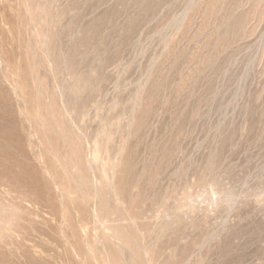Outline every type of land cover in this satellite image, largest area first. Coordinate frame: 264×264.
<instances>
[{
    "label": "rangeland",
    "instance_id": "obj_1",
    "mask_svg": "<svg viewBox=\"0 0 264 264\" xmlns=\"http://www.w3.org/2000/svg\"><path fill=\"white\" fill-rule=\"evenodd\" d=\"M0 264H264V0H0Z\"/></svg>",
    "mask_w": 264,
    "mask_h": 264
},
{
    "label": "bare ground",
    "instance_id": "obj_2",
    "mask_svg": "<svg viewBox=\"0 0 264 264\" xmlns=\"http://www.w3.org/2000/svg\"><path fill=\"white\" fill-rule=\"evenodd\" d=\"M151 166V165H150ZM152 192V191H151ZM152 194V193H151Z\"/></svg>",
    "mask_w": 264,
    "mask_h": 264
}]
</instances>
